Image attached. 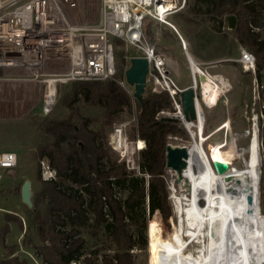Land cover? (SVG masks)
<instances>
[{"label":"trees","instance_id":"16d2710c","mask_svg":"<svg viewBox=\"0 0 264 264\" xmlns=\"http://www.w3.org/2000/svg\"><path fill=\"white\" fill-rule=\"evenodd\" d=\"M263 7L264 0H188L185 9L175 13L177 26L173 24L193 53L194 38L202 33V25L210 24L221 34L227 27V16L235 15L236 25L230 31L239 45L255 55L257 69L264 70V38L252 29L263 24ZM115 55L118 64L112 78L71 82L63 97L65 113L61 118L32 115L41 140L38 159L45 157L55 172L54 178L40 181L30 211L31 225L42 244L31 239L28 243L44 264H96L84 256L83 233L92 237L102 233L107 238L113 253L104 255L103 263L133 264L132 250L146 244L143 231L149 216L154 211L164 220L173 215L164 173L165 148L167 136L184 130L178 121L159 115L173 110L168 93L145 90L142 104L135 102L132 135L136 133L144 141L139 165L148 178L133 175L117 162L106 145L107 131L124 112L132 110L133 104L117 81L123 77L125 53L117 51ZM148 226L161 229L155 221ZM4 230L8 231L7 225ZM174 243L172 233L152 253ZM4 247L7 255L0 264H29L26 258L14 255L17 244ZM99 250L92 251L97 262Z\"/></svg>","mask_w":264,"mask_h":264},{"label":"built area","instance_id":"2783aa9c","mask_svg":"<svg viewBox=\"0 0 264 264\" xmlns=\"http://www.w3.org/2000/svg\"><path fill=\"white\" fill-rule=\"evenodd\" d=\"M186 3L187 0H0V115L10 112L12 106L16 110L23 109L33 100L40 104L42 113H48L55 103L59 86L72 81L112 78L115 75L113 38H117L140 49L141 54L134 56L148 60L146 88L151 92H167L172 101V117L188 130L191 128L194 141L197 137L199 142H207L209 134L204 133L203 110L214 109L226 98L232 88L230 80L190 61V85L196 88L200 76L205 80L200 81L198 96L194 97L196 119L186 121L180 92L187 86L178 84L168 69L165 53L157 50L144 32L148 22L166 24L177 33L183 49H187L186 41L168 20L169 15L185 9ZM260 28L252 26L257 32ZM238 52L234 61L241 73L249 77L243 117L246 126L228 139L226 132L234 120L228 115L213 132L226 130L222 141L216 145L225 151L231 149L228 169L221 175L233 173L237 168L233 166L234 156L240 161V168L249 166L254 156L257 186L253 196L264 231V70L257 69L255 55L246 47L240 45ZM207 80L217 91L213 100L203 86ZM117 81L130 95L134 108L133 87L126 82L124 75ZM166 114L170 115V112L159 113L161 117ZM136 116L137 111H133L130 119L115 122L107 144L117 155V162L123 163L127 171L147 179L148 174L139 165L144 141L137 134L134 140L127 136L130 125L135 127ZM200 120L201 129L198 128ZM236 121H240L239 118ZM237 139H242V143ZM209 144L206 143V151ZM17 160L16 152L1 150L0 170L14 168Z\"/></svg>","mask_w":264,"mask_h":264},{"label":"rangeland","instance_id":"374dc122","mask_svg":"<svg viewBox=\"0 0 264 264\" xmlns=\"http://www.w3.org/2000/svg\"><path fill=\"white\" fill-rule=\"evenodd\" d=\"M177 14L168 16V20L176 26ZM260 27L259 33L264 37V25L262 24ZM202 29L201 34H196L193 46L198 50L200 56L207 59H200L194 56L195 60L201 64V66L206 67L210 73H220L224 75L232 84V88L227 93L226 98L219 101L214 109L203 110L205 115L204 133L209 134L207 142H202L203 148L206 151V143L216 144L222 141V137L225 135L226 130L213 131L220 122L228 117V115L234 119L226 132L228 139L233 136L234 133L242 132L245 128L246 123L243 122V117L245 104L248 98L247 86L249 77L241 73L239 65L234 61L239 54L238 47L240 45L235 40L230 29L227 27L224 28L221 34H216L210 24L208 26L202 25ZM145 35L157 50L165 53L168 69L177 79L178 84L181 87L191 84L190 61L184 53L177 33L166 24L148 22L145 27ZM115 40L116 38H113V42ZM186 42L189 47L190 44L188 41ZM117 51H123V53H125L123 56L126 61L125 69L129 65V57L141 54L139 48L127 45L123 41L116 40L114 43L115 73L118 64L115 55ZM188 52L190 53L189 50ZM195 60L193 59V61ZM70 85L71 82H68L58 87L55 103L48 113H42L40 104L36 100H33L28 102L23 109L16 110V108L12 106L10 112L0 115V151L5 149L12 150L16 152L18 156L17 164L14 168L10 170H0V259L7 255L4 245L10 246L17 244L18 247L14 255H17L20 259L26 258L29 264H44L41 262L40 258L34 254L31 247L32 244L28 243L29 239H31L32 243L42 244V242L39 241L36 230L31 225V209L20 200V186L24 179H30L32 182L31 187L34 192V199L41 188L40 181L55 177V172L50 167L48 160L45 157L38 159V146L41 140L36 131L32 115L38 113L41 116L50 118H61L65 113L63 97L64 94L70 90ZM146 90L148 89L146 88ZM133 111H136L135 107H132L130 112H124L117 121L130 119ZM169 112L170 115L166 114L165 116L172 117L171 111ZM237 118H239L240 121H236ZM179 126L184 130V133L170 135L167 143L190 147L194 141L191 131L181 122H179ZM133 128L134 126L130 125L127 130V136L131 140L136 138V133H134V136L132 135ZM110 131L111 129L107 131V138ZM196 140H198L197 137ZM237 141L242 143L243 140L237 139ZM106 145L108 147L107 139ZM109 151L113 157L117 158V155L113 151L110 149ZM232 162L233 166L237 168L242 166L236 156H234ZM164 173L168 184L169 199L173 215L167 220H164L158 211H154V213L149 216L147 225L143 231L146 244L143 248H135L132 250L133 264H153V259L155 260V264H157L160 251L153 254V249L167 240L172 233H175L176 243V239L180 233L181 226L179 220L181 214L179 211L187 202L184 200L179 202L176 198L182 193L183 181L178 184L175 182V172L172 169L165 167ZM40 208H43V205L40 204ZM262 211L264 210L262 209ZM150 221H155L161 229L148 226ZM5 225L8 226L7 232L4 230ZM83 237L85 239L83 249L84 256H88V258L95 261L96 264H105L101 260L103 256L113 253L112 246L109 244L107 238L102 233L93 237L83 233ZM184 241L185 253L194 250L197 246V244L191 242L186 236L184 237ZM96 249H100L98 251V262L94 260V255L92 254V251Z\"/></svg>","mask_w":264,"mask_h":264},{"label":"bare ground","instance_id":"6f19581e","mask_svg":"<svg viewBox=\"0 0 264 264\" xmlns=\"http://www.w3.org/2000/svg\"><path fill=\"white\" fill-rule=\"evenodd\" d=\"M203 86L208 89L210 99H215L217 91L212 84L207 80ZM188 149L182 177L189 188L183 187L176 198L187 202L179 211L180 233L174 245L161 248L157 264H263L262 217L256 199L252 205L247 202V194L256 193L254 156L249 166L235 168L233 172L246 175L247 179L226 183L224 175L215 172L211 164L213 160L229 162L230 150L209 144L205 151L196 139ZM185 236L197 244L188 253L184 250Z\"/></svg>","mask_w":264,"mask_h":264},{"label":"water","instance_id":"95a60500","mask_svg":"<svg viewBox=\"0 0 264 264\" xmlns=\"http://www.w3.org/2000/svg\"><path fill=\"white\" fill-rule=\"evenodd\" d=\"M236 25V17L231 14L227 16L228 29H234ZM186 50V55L189 61L193 62V59L189 52ZM148 74V60L143 56H131L129 57V65L124 70V77L126 82L133 87V96L135 99L142 104L143 94L146 90V76ZM205 77L200 76L196 81V88L193 85L187 86L180 92V100L182 106V112L186 121H193L196 119V110L194 97L198 96L197 88L200 85V81H204ZM165 120L177 121V118L164 116ZM165 167L174 170L175 182L178 184L183 181L182 171L187 166L189 157V149L187 146L166 144L165 148ZM212 165L219 174H224L228 169L226 162L213 160ZM240 179H247L246 175H234L229 173L224 176L226 183H230L232 180L239 182ZM31 180L26 178L20 186V200L29 209H33V195L34 192L31 187ZM183 187L189 188L187 181H183ZM247 202L254 204V196L251 193L247 194Z\"/></svg>","mask_w":264,"mask_h":264},{"label":"crops","instance_id":"0c3cea01","mask_svg":"<svg viewBox=\"0 0 264 264\" xmlns=\"http://www.w3.org/2000/svg\"><path fill=\"white\" fill-rule=\"evenodd\" d=\"M176 27V26H175ZM176 29H177V32H178V34L184 39V41H188L184 36H183V34L180 32V30H178V28L176 27ZM189 43V42H188ZM186 44H187V42H186ZM183 48V47H182ZM184 50V49H183ZM189 50V47L187 46V51ZM193 53H189L190 55H192L191 57H193V59L195 60V57H198V58H202V59H207V58H203L202 56H200L199 55V53H198V50L193 46ZM184 53H185V55H186V50H184ZM195 56V57H194ZM186 57H187V55H186ZM209 58H212V57H209ZM195 62L196 63H198L196 60H195ZM188 85H190V84H188ZM188 85H186V86H188Z\"/></svg>","mask_w":264,"mask_h":264}]
</instances>
